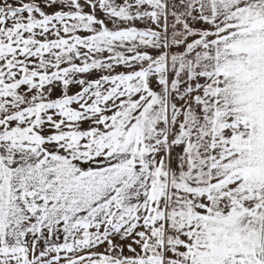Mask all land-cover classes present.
Here are the masks:
<instances>
[{"label":"snow or ice","instance_id":"obj_1","mask_svg":"<svg viewBox=\"0 0 264 264\" xmlns=\"http://www.w3.org/2000/svg\"><path fill=\"white\" fill-rule=\"evenodd\" d=\"M0 264H264V0H0Z\"/></svg>","mask_w":264,"mask_h":264}]
</instances>
